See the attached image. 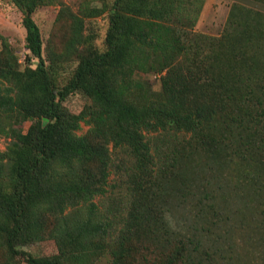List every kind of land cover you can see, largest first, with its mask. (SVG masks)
Returning a JSON list of instances; mask_svg holds the SVG:
<instances>
[{"label":"trees","instance_id":"trees-1","mask_svg":"<svg viewBox=\"0 0 264 264\" xmlns=\"http://www.w3.org/2000/svg\"><path fill=\"white\" fill-rule=\"evenodd\" d=\"M10 1L23 13L27 55L22 67L0 33V255L264 264V10L236 3L211 35L196 29L205 0H81L78 11L61 9L66 30L45 58L33 15L54 0ZM105 12L101 50L86 18ZM76 92L89 99L79 113L65 104ZM119 150L131 162L121 217L96 200L117 186ZM45 240L58 253L25 249Z\"/></svg>","mask_w":264,"mask_h":264},{"label":"rangeland","instance_id":"rangeland-1","mask_svg":"<svg viewBox=\"0 0 264 264\" xmlns=\"http://www.w3.org/2000/svg\"><path fill=\"white\" fill-rule=\"evenodd\" d=\"M100 5L99 2H95ZM241 4L242 6H249L256 9H263L264 6H258L251 0H205L204 5L198 19L196 29L201 32H205L211 35H219L223 31L230 11L234 4ZM259 3V2H257ZM81 0H54L52 4L41 6L34 13V18L38 23L42 37L44 40L43 55L48 58L49 49L47 45L50 40L57 45L60 44V36L66 30L65 20L58 21V16L62 8H70L74 11L79 10ZM87 34H91L95 37V45L103 50L105 48L104 38L108 27L107 12L98 17H87ZM0 33L4 35L14 50L18 53L20 61L25 63V57L27 55L25 47L26 28L23 25V13L21 10L10 0H0ZM2 48V40L0 39V51ZM75 60H70L64 68L63 81L67 79L70 71L75 67ZM153 87L155 90L161 89L159 75L149 74ZM89 102V99L82 93L76 92L71 94L65 104L67 107L75 113H79L83 110L85 105ZM29 122H26L24 128L27 129ZM89 129V125L83 123L79 130V133H85ZM8 139L5 137L0 138V148H5ZM113 158L115 165L114 172L112 173L110 182L111 184H117L110 192L104 197L97 198L99 207L102 212L117 211L121 215L126 213V206L128 204V198L124 191H121V184L125 180L129 181V172L131 171V162L128 159V155L124 151H114ZM118 164L122 166L118 168ZM195 168V167H192ZM198 168H195V171ZM129 171V172H128ZM127 187V183L124 184V188ZM118 209V210H117ZM176 216L181 218L184 215V209L182 207H176ZM121 219V218H119ZM26 250H29L34 255H46L58 253V246L54 240H45L39 243H34L25 246ZM15 262V263H14ZM0 264H29L24 258H18L12 262H7L3 255H0ZM99 264H110V258L104 256L100 259Z\"/></svg>","mask_w":264,"mask_h":264}]
</instances>
